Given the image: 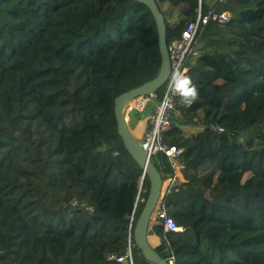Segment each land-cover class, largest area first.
<instances>
[{"label":"trees","instance_id":"1","mask_svg":"<svg viewBox=\"0 0 264 264\" xmlns=\"http://www.w3.org/2000/svg\"><path fill=\"white\" fill-rule=\"evenodd\" d=\"M154 2L167 45L199 8L238 13L236 52L189 64L198 98L186 106L179 94L167 133L185 179L166 200L182 228L167 234L174 264H264V0ZM160 66L155 22L139 2L0 0V264H130L117 261L128 249L132 264H150L133 240L149 182L113 109ZM152 163L164 182L167 158ZM162 235V221L150 223L147 242L165 260Z\"/></svg>","mask_w":264,"mask_h":264},{"label":"built area","instance_id":"2","mask_svg":"<svg viewBox=\"0 0 264 264\" xmlns=\"http://www.w3.org/2000/svg\"><path fill=\"white\" fill-rule=\"evenodd\" d=\"M218 3H224L225 0H217ZM232 13L227 11L218 12L214 9H208L202 12L197 9L193 20L189 21L182 31L173 38L167 45V51L170 61L169 75L162 86L161 96L158 97L156 93L151 95H142L134 98L126 103L122 109V114L127 124L134 121V117L141 120L142 126L140 128L139 136H135L140 147L146 152L148 158H157L162 154L165 156L170 164L172 172L168 175L166 180L162 183L160 198L153 211V219L151 223L156 220L162 221L163 227V241L161 245V252H168V258L165 259L167 264H174V255L170 250L168 243V233H175L181 231L166 211L167 197L173 193L178 192L182 184L185 182L184 177L180 173L183 169L181 163L182 148L170 145L168 143L167 133L172 127V115L176 110V98L179 96L183 81L180 76L175 75L177 70L184 72L187 70L189 64L193 63L196 53L194 47L198 44L200 37L206 31L209 25L223 26L232 24ZM170 87L173 89L169 91ZM135 123V122H134ZM136 130L138 123H135ZM211 132L221 133L222 128L209 125ZM73 205L74 201L71 202ZM125 258L131 261V253L128 249L123 258H118V262H122Z\"/></svg>","mask_w":264,"mask_h":264},{"label":"water","instance_id":"3","mask_svg":"<svg viewBox=\"0 0 264 264\" xmlns=\"http://www.w3.org/2000/svg\"><path fill=\"white\" fill-rule=\"evenodd\" d=\"M139 2L147 7L150 11L156 27L157 44L161 58L160 70L155 78L138 86L132 90L122 93L114 99V116L117 128V134L120 137L123 146L130 157L138 165L142 171V184L146 176L149 182L148 196L141 209L133 229V240L142 257L150 264H167L160 255L152 249L147 242V230L151 223V216L158 203L162 187V178L159 171L156 169L152 161L148 158L146 152L140 147L136 137L129 129L127 122L122 114V109L126 103L139 96H146L156 93L164 85L170 71V61L166 44V27L162 14L154 0H132ZM201 43V44H200ZM202 45L198 44L194 47L196 53ZM132 220V218H131Z\"/></svg>","mask_w":264,"mask_h":264},{"label":"crops","instance_id":"4","mask_svg":"<svg viewBox=\"0 0 264 264\" xmlns=\"http://www.w3.org/2000/svg\"><path fill=\"white\" fill-rule=\"evenodd\" d=\"M232 19L234 21L232 24H226L223 26H212L211 29H207L206 34L208 35L209 38H211L212 41L209 42L206 47V43L202 42L199 39V41L202 42V45H201L202 47H200V49L196 52V56L200 54H205V53L212 56L214 55V53H219L220 50L223 49L222 48L223 46L226 47V49L222 53V55L231 54L236 50V45H234L233 40L234 38H238L239 36L233 32V26L236 25L238 22V13H232ZM226 44H229V46ZM213 57H216V56H213ZM188 70H189V67H188ZM141 126H142V123L140 122L137 128L138 135H135L136 137L139 136L140 134ZM180 173L183 176L182 171Z\"/></svg>","mask_w":264,"mask_h":264},{"label":"rangeland","instance_id":"5","mask_svg":"<svg viewBox=\"0 0 264 264\" xmlns=\"http://www.w3.org/2000/svg\"><path fill=\"white\" fill-rule=\"evenodd\" d=\"M224 42H226V41H224ZM229 44H226V45L229 46ZM206 47H207V44H206ZM222 48L223 49H221L219 53H214V55H212V56H216V57L222 56V53L225 51L226 47L223 46ZM236 50H237V46H236ZM236 50L234 52H236ZM234 52L231 54H227V55H230L232 57ZM137 117H134V121H130V123L128 124L129 129L132 131V133L134 135H138L135 123L140 124V122H141V120H139ZM197 130H199V128H196V127L195 128H193V127H183L182 128L183 134H185V136H188L190 133L196 132ZM258 134H259L258 131L251 130V129H249L246 132L245 140L249 142V148L250 149L260 150L263 147L261 142L258 141Z\"/></svg>","mask_w":264,"mask_h":264},{"label":"clouds","instance_id":"6","mask_svg":"<svg viewBox=\"0 0 264 264\" xmlns=\"http://www.w3.org/2000/svg\"><path fill=\"white\" fill-rule=\"evenodd\" d=\"M175 75L180 76L184 84V88L179 93L182 98V103L186 106H191V104L198 98V90L196 86L192 84L190 77L187 75V70L180 72L178 69ZM169 91L172 92L173 89L170 87Z\"/></svg>","mask_w":264,"mask_h":264},{"label":"bare ground","instance_id":"7","mask_svg":"<svg viewBox=\"0 0 264 264\" xmlns=\"http://www.w3.org/2000/svg\"><path fill=\"white\" fill-rule=\"evenodd\" d=\"M153 215V214H152ZM152 217V216H151Z\"/></svg>","mask_w":264,"mask_h":264}]
</instances>
